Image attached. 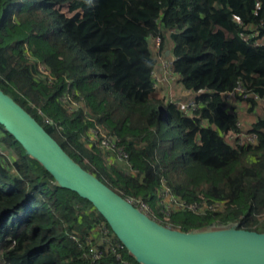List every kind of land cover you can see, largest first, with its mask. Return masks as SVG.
Returning <instances> with one entry per match:
<instances>
[{
	"label": "trees",
	"instance_id": "1",
	"mask_svg": "<svg viewBox=\"0 0 264 264\" xmlns=\"http://www.w3.org/2000/svg\"><path fill=\"white\" fill-rule=\"evenodd\" d=\"M157 40L190 92L179 105L158 97ZM0 89L162 225L264 233V109L246 131L231 106L264 101V0H0ZM248 132L255 143L226 140ZM166 191L183 206L164 213ZM0 264L139 263L0 131Z\"/></svg>",
	"mask_w": 264,
	"mask_h": 264
},
{
	"label": "water",
	"instance_id": "2",
	"mask_svg": "<svg viewBox=\"0 0 264 264\" xmlns=\"http://www.w3.org/2000/svg\"><path fill=\"white\" fill-rule=\"evenodd\" d=\"M0 125L59 187L93 205L137 263L264 264V233L239 224L188 232L162 225L84 169L35 117L1 89Z\"/></svg>",
	"mask_w": 264,
	"mask_h": 264
},
{
	"label": "rangeland",
	"instance_id": "3",
	"mask_svg": "<svg viewBox=\"0 0 264 264\" xmlns=\"http://www.w3.org/2000/svg\"><path fill=\"white\" fill-rule=\"evenodd\" d=\"M61 10L64 13H67L68 15H70L68 13V7L67 6H63L61 8ZM159 45H161V42H160ZM151 46H152L153 51L155 52L156 58L158 60V68H157V71L155 73V78H156V81H157L158 86H159V88H158V91H159L158 92V97L163 102H166L167 100L165 101V99H168V100H171V102L176 103V104L179 105L180 104L179 103L180 102L179 101V99H180L179 96H183V92L181 93L180 87H178V86H181V84H180L179 80L177 79V77H175L172 74H170V69L172 68V64H171L172 56L163 55L161 50H160V48H158V45H157V43L155 41H153V43H151ZM243 107L249 108L247 103H244ZM263 109H264V101L260 102L258 107L255 110H259L261 112V110H263ZM258 116L254 117L255 120L258 119L257 118ZM242 127L244 128V130L248 131L251 126L250 127H245L242 124ZM0 131L1 132H5V128L3 126H1V125H0ZM248 134H249V132H248ZM226 140H227L228 143L235 145V143H234L235 142L234 135H232V134L228 135L226 137ZM242 141H246V140L242 139ZM165 196H166V201L165 200L162 201L164 203L166 202L165 204H167V208L164 211V213L168 212V209L171 210L172 208H176L177 207V206H175V204H173L171 202L172 196H171L169 191H166V195ZM191 208H193V207H191ZM145 210L148 213V215L150 213L157 212L155 207H150L149 205H146V209ZM195 212H196V209H195ZM163 219H164V217H163Z\"/></svg>",
	"mask_w": 264,
	"mask_h": 264
},
{
	"label": "built area",
	"instance_id": "4",
	"mask_svg": "<svg viewBox=\"0 0 264 264\" xmlns=\"http://www.w3.org/2000/svg\"><path fill=\"white\" fill-rule=\"evenodd\" d=\"M159 44H160V40H157V45L159 46ZM165 55H167V53L165 54ZM171 64H173V59H172V61H171ZM169 69V68H168ZM171 70V69H170ZM185 106V108H187V109H191V108H193V107H195V103L194 102H189V103H187L186 105H184ZM250 134V135H249ZM247 133V134H240V135H234V138H240V142L242 143V142H247V143H255L256 141H257V135L255 134V133ZM248 135V136H247ZM242 139L243 140H246V141H242ZM113 140L112 139H110V138H108L107 137V135L106 134H104L103 133V136H102V140H101V147L102 148H104L105 150H109V151H112L113 149H114V143L112 142ZM119 157L120 158H123V159H125V155H123L121 152L119 153ZM119 158V159H120ZM121 160V159H120ZM130 201V200H129ZM132 202V201H131ZM171 202L173 203V204H175V206H183V203L182 202H180L178 199H176V198H173L172 197V199H171ZM133 203V202H132ZM139 203V202H138ZM134 204L136 205V206H138L135 202H134ZM142 211H144L145 213H147L146 212V205L145 204H140V206H138ZM148 214V213H147ZM92 252H93V254H94V257L96 258V259H98V258H100V253L99 252H97L96 250H92Z\"/></svg>",
	"mask_w": 264,
	"mask_h": 264
},
{
	"label": "crops",
	"instance_id": "5",
	"mask_svg": "<svg viewBox=\"0 0 264 264\" xmlns=\"http://www.w3.org/2000/svg\"><path fill=\"white\" fill-rule=\"evenodd\" d=\"M180 87L181 93L183 92V96H179L180 99L179 101H183L186 100V98L188 97V95L190 94V92L185 91L182 86H178ZM232 107H235L237 109L238 112V116H239V121L245 126V127H250L251 124L255 123V116H257L258 114H260L259 110H255L256 112H250L249 108H245L243 107L242 103H236L234 102L232 105ZM259 111V112H258ZM243 117V118H242Z\"/></svg>",
	"mask_w": 264,
	"mask_h": 264
}]
</instances>
